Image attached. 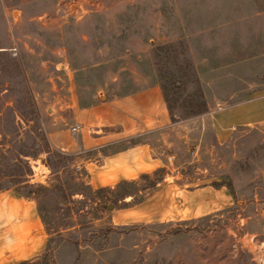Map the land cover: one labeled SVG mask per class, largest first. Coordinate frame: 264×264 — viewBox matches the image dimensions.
<instances>
[{
    "label": "rangeland",
    "instance_id": "1",
    "mask_svg": "<svg viewBox=\"0 0 264 264\" xmlns=\"http://www.w3.org/2000/svg\"><path fill=\"white\" fill-rule=\"evenodd\" d=\"M263 81L264 0H0V264H264V122L217 143L210 116ZM153 82L168 167L96 187L50 144L65 91Z\"/></svg>",
    "mask_w": 264,
    "mask_h": 264
},
{
    "label": "crops",
    "instance_id": "2",
    "mask_svg": "<svg viewBox=\"0 0 264 264\" xmlns=\"http://www.w3.org/2000/svg\"><path fill=\"white\" fill-rule=\"evenodd\" d=\"M64 93V100L51 114L49 142L78 155L92 185L113 186L120 180L151 175L162 167H168L169 157L173 155L154 150L155 144L146 139L149 132L160 131L169 120L156 82L113 92L101 87L90 92ZM73 96L75 100H68ZM84 97L89 100L78 102L77 98ZM210 116L213 138L217 143L223 142L233 130L264 122V81L257 93L219 105L217 110L210 112ZM67 117L82 125L74 135H69L57 124ZM179 170L180 175L186 172L185 167H179ZM176 175L164 172L159 180H154V196L168 191L173 186L168 177ZM200 188H184V191L186 195H192L201 192ZM177 205L180 209L189 206L184 201H178Z\"/></svg>",
    "mask_w": 264,
    "mask_h": 264
},
{
    "label": "built area",
    "instance_id": "3",
    "mask_svg": "<svg viewBox=\"0 0 264 264\" xmlns=\"http://www.w3.org/2000/svg\"><path fill=\"white\" fill-rule=\"evenodd\" d=\"M11 48H12L13 52L16 51L15 46H13V47H11ZM60 65H61L62 68L64 67L63 64H60ZM64 68H65V67H64ZM77 127H78V124L72 125V126H71V129H72V130H76Z\"/></svg>",
    "mask_w": 264,
    "mask_h": 264
}]
</instances>
